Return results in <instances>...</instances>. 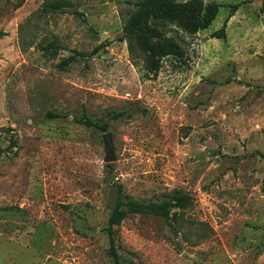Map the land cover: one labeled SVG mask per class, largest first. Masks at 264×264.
Masks as SVG:
<instances>
[{
  "label": "rangeland",
  "instance_id": "obj_1",
  "mask_svg": "<svg viewBox=\"0 0 264 264\" xmlns=\"http://www.w3.org/2000/svg\"><path fill=\"white\" fill-rule=\"evenodd\" d=\"M142 1L0 0V264H114L117 186L188 200L113 226L120 264H264V0ZM134 15L183 55L147 70Z\"/></svg>",
  "mask_w": 264,
  "mask_h": 264
},
{
  "label": "trees",
  "instance_id": "obj_2",
  "mask_svg": "<svg viewBox=\"0 0 264 264\" xmlns=\"http://www.w3.org/2000/svg\"><path fill=\"white\" fill-rule=\"evenodd\" d=\"M166 0H143L139 3L137 17L139 19H149L151 17L163 16L166 11L171 13V6L167 7ZM236 5H234V8ZM135 15L129 19L124 26L125 38L128 42L129 50H140L144 56L145 67L151 72L159 69V57L165 55H174L180 57L184 51L181 46L171 37H165L160 30L153 27L135 24L138 20ZM212 36L224 37V28L214 31ZM86 126H94L104 129L105 123H96L89 119L79 120ZM188 204L187 197L174 191L167 201L161 203H141L121 193L120 186H117V195L114 206L107 219V235L109 241V252L113 257L114 264H120L118 254L114 248L113 226H117L129 213L153 214L163 217L165 220L169 217L176 218L177 213H170L171 207L184 208Z\"/></svg>",
  "mask_w": 264,
  "mask_h": 264
},
{
  "label": "water",
  "instance_id": "obj_3",
  "mask_svg": "<svg viewBox=\"0 0 264 264\" xmlns=\"http://www.w3.org/2000/svg\"><path fill=\"white\" fill-rule=\"evenodd\" d=\"M105 148H106V155L104 157V161L109 162L114 159V156L112 154L111 144L109 139L105 140Z\"/></svg>",
  "mask_w": 264,
  "mask_h": 264
}]
</instances>
